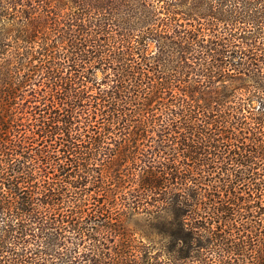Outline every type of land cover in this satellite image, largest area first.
<instances>
[{
	"label": "trees",
	"instance_id": "1",
	"mask_svg": "<svg viewBox=\"0 0 264 264\" xmlns=\"http://www.w3.org/2000/svg\"><path fill=\"white\" fill-rule=\"evenodd\" d=\"M0 264H264V0H0Z\"/></svg>",
	"mask_w": 264,
	"mask_h": 264
},
{
	"label": "rangeland",
	"instance_id": "2",
	"mask_svg": "<svg viewBox=\"0 0 264 264\" xmlns=\"http://www.w3.org/2000/svg\"><path fill=\"white\" fill-rule=\"evenodd\" d=\"M129 227L131 228V230H133L135 233H137V236H142V238L144 239V241L149 242V240L151 239L150 237H146L144 234L141 233L140 229H147V225L148 222L145 221V218L142 216H136L133 217L129 220L128 223ZM149 229V228H148Z\"/></svg>",
	"mask_w": 264,
	"mask_h": 264
}]
</instances>
